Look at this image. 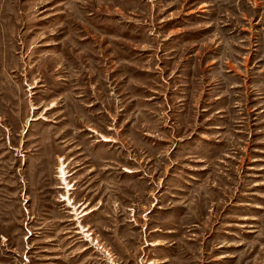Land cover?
<instances>
[{
  "label": "rangeland",
  "instance_id": "1",
  "mask_svg": "<svg viewBox=\"0 0 264 264\" xmlns=\"http://www.w3.org/2000/svg\"><path fill=\"white\" fill-rule=\"evenodd\" d=\"M0 264H264V0H0Z\"/></svg>",
  "mask_w": 264,
  "mask_h": 264
},
{
  "label": "bare ground",
  "instance_id": "2",
  "mask_svg": "<svg viewBox=\"0 0 264 264\" xmlns=\"http://www.w3.org/2000/svg\"><path fill=\"white\" fill-rule=\"evenodd\" d=\"M66 172L64 171V174H65ZM70 202H71V200L70 199H68Z\"/></svg>",
  "mask_w": 264,
  "mask_h": 264
}]
</instances>
